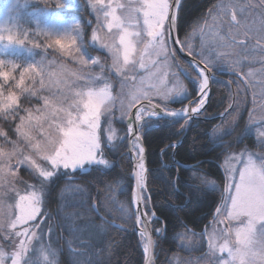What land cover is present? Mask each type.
Returning <instances> with one entry per match:
<instances>
[{"label":"snow or ice","instance_id":"1","mask_svg":"<svg viewBox=\"0 0 264 264\" xmlns=\"http://www.w3.org/2000/svg\"><path fill=\"white\" fill-rule=\"evenodd\" d=\"M55 3L53 11L45 7L32 14L34 26L19 18L0 22V264H57L52 213L46 210L53 188L67 178L62 191L85 192L72 184L73 174L114 169L116 162L108 157L125 148L132 167L128 179L134 183L121 211L138 233L144 264H154L156 242L148 227L158 217L148 191L146 136L157 127L179 125L177 135L189 129L210 102L214 69L246 86L254 73L243 70L245 62L260 63L264 72V11L259 21L251 15L264 9V0H218L190 30L180 24L182 0H86L96 24L87 39L81 24L66 18L72 0ZM90 48L105 52L111 64ZM173 103L183 106L172 108ZM252 103L241 135L225 140L234 131L231 126H217L210 134L223 158L226 195L198 235L206 239L205 255L214 264H264V151L234 150L245 135L264 148V87L253 92ZM235 108L230 103L221 118ZM113 120L123 128H115ZM179 143L166 145L161 154ZM188 167L207 190L216 188L215 180L198 174V164ZM172 189L178 191L175 182ZM80 208L99 212L95 202L82 201ZM184 228L176 234L180 246L197 235ZM172 259L180 264L179 257Z\"/></svg>","mask_w":264,"mask_h":264},{"label":"trees","instance_id":"2","mask_svg":"<svg viewBox=\"0 0 264 264\" xmlns=\"http://www.w3.org/2000/svg\"><path fill=\"white\" fill-rule=\"evenodd\" d=\"M37 1L29 0L28 7L20 10L11 9L8 5L9 0H0V22L19 18L25 26H34L32 14L35 8L56 9L55 0H49L47 4L44 0ZM217 1L182 0L180 9L182 28L190 30ZM65 15L66 18L71 17L78 21L85 31L91 28L94 22L85 5L69 8ZM89 21H92L91 27ZM216 72L217 82H211V99L206 111L192 121L189 129L177 135L176 129L179 125L173 128L157 127L150 131L145 139V158L149 169L148 191L152 196L151 206L158 217L151 223L156 242L154 264H166L171 254L181 252L182 248L178 245L175 235L185 231L184 225L198 235L206 225H209L212 219L209 213L221 204L224 188L223 168L220 167L222 157L220 149L214 146L213 139L210 138L213 129L219 125L222 128L233 127L232 134L224 139L234 140L244 132L247 125L249 117L247 109L241 115L240 113L242 107L251 103L249 94H243L238 90L232 79L233 75L223 71ZM228 81L232 83H223ZM230 103L236 106L235 111L230 110L229 115L220 118L219 115ZM181 106L179 103L170 105L172 108ZM174 142H180L179 147L168 148L167 155H162L160 150ZM245 143L254 146L253 137L243 136L237 146ZM126 152L125 148L120 154L108 157L116 162L114 169L106 172L88 169L74 173V181L85 189V192H77L76 199L69 197L66 202L62 195L60 196L64 187L62 183L66 178L59 180L53 188L47 210L53 213L51 225L58 246L57 264H89V261L91 264H143L144 253L138 233L127 213L121 211V206L125 208L128 206L129 185L132 183L128 179L132 169L128 157L124 154ZM181 164L185 167H180ZM194 164L199 165V175H207L216 181L214 190H207L193 176V169L188 166ZM173 182L178 190L175 193L172 189ZM82 201H87L88 204L95 202L99 212L84 211L80 208ZM114 225H123L127 230H121ZM154 229L164 231L158 235ZM72 250L81 254H74Z\"/></svg>","mask_w":264,"mask_h":264},{"label":"rangeland","instance_id":"3","mask_svg":"<svg viewBox=\"0 0 264 264\" xmlns=\"http://www.w3.org/2000/svg\"><path fill=\"white\" fill-rule=\"evenodd\" d=\"M28 1L29 0H9L8 5H9V7H11V9L18 8L20 10L21 9L25 10L28 7V4H29V3H27ZM40 1H42V0H38L37 2H40ZM122 2H124V0H122ZM246 2H250V3L255 4V3H257V0H246ZM216 3H218V1ZM84 5L87 6L86 0H72V7H70V8L84 7ZM41 8L42 7L35 8L33 10V12H35L37 9H41ZM88 10L91 13V9L88 8ZM50 11H53V10H50ZM261 11H264V9L252 12L251 15L257 21H259L260 18H261L260 17V12ZM92 17H93V15H92ZM203 18H200L198 22L202 23L203 22ZM93 20H94V17H93ZM93 27H96L95 20H94L93 25H92L91 28H88L86 31L84 30L85 39L90 37ZM40 39H42V38H40ZM195 42L199 43L198 37L195 39ZM89 51L92 52V55L101 56L102 58L107 60L108 64H111V57L108 56L105 52H103V51H93L91 48L89 49ZM255 55H256V61H258L259 60V54L257 53ZM51 57H52V54L50 53L49 54V58H51ZM65 63H68L69 67H75L74 65H71L70 62L65 61ZM261 67H262L261 64L258 63V62H255V61L251 62V63H249V62H245L244 63L243 70L245 72H247L249 70V68H251L253 70V73H254V76L251 78L252 79V84L250 86H246V84L243 81H237L236 77L232 78L234 80V83L236 84V86H238L239 90H241V92L243 94H246V93H247V95L249 94V99H251V103L249 105H247L244 108L242 107L243 110L241 111L240 115L242 114L243 111H246V109H247V116H248L249 112L252 111L253 107H254L253 103H252V94H253V92L255 91L256 93H259L261 88L264 87V85L261 84V80H264V72L259 71V69ZM97 71H98V69H97ZM260 100H261V97L258 95L257 96V105H256V108H255V111H253V116L256 118L257 124L259 123V116L262 114V112H261V110L259 108ZM32 103H36V101L33 100ZM26 106H27V104H26ZM116 116L117 117L119 116L118 112L116 113ZM103 124H104V122H103V118H102V125ZM248 124H249V117H248L247 125L245 126V128L248 126ZM104 126H106V125H104ZM113 126L115 128H117V129H122L123 128V125L118 120H113ZM219 126L222 128L221 125H219ZM251 136L254 139V146L251 147V146H248L245 143L244 145H241V146H237L236 145L234 147V150L236 152H239L240 150H242L245 147H247L248 150H250L252 152H262V151H264V148L259 147L255 137L253 135H251ZM221 163H223V158H222ZM238 167H239V165H238ZM20 175L23 176L25 180L29 179L27 172H21ZM66 182H67V178L62 183L63 186H64L63 189L65 188ZM72 184L79 185V186L81 185L79 183H76L74 181V179H72ZM61 195H62L63 200L64 201L66 200V202H67V200H68L67 198H69V197H74V199H76L75 195L77 197V192L74 191L71 187H69L67 191H61L60 196ZM225 195H226V193L223 191V197ZM223 197H222V199H223ZM221 203H222V201H221ZM47 211H49V210H47ZM49 212H51V211H49ZM52 216H53V213H52ZM52 221L53 220L51 219L49 221V223L51 224ZM183 232L184 231H181V232H178V233H183ZM175 237H176V235H175ZM51 240H52V247L56 249L57 255H58V246L55 243L56 240H55L54 234H52ZM176 240L178 241V245L180 246V244H181L180 239L176 238ZM183 244H184V246H180L182 248L181 252L173 253V254L170 255L169 261L172 260V264H176V261L174 259H172L174 256L180 258V264H214V261L211 258L206 257V255H205L207 253V242H206V239L204 241H201L199 235H191L190 234L189 237L184 239ZM56 259H57V256H56ZM169 261L166 264H169Z\"/></svg>","mask_w":264,"mask_h":264},{"label":"water","instance_id":"4","mask_svg":"<svg viewBox=\"0 0 264 264\" xmlns=\"http://www.w3.org/2000/svg\"><path fill=\"white\" fill-rule=\"evenodd\" d=\"M215 75L217 76V72L215 71ZM210 88H211V82H210ZM187 103V102H186ZM232 103V102H231ZM215 117H217V116H215ZM215 117H212V118H215ZM219 117L221 118V116L219 115ZM212 118H210V119H212ZM131 169H132V167H131ZM132 183H134V182H132ZM148 230H149V232H150V234H151V238H152V240L154 241V238H153V232H152V225L150 224L149 225V227H148ZM154 251V250H153ZM143 264H144V261H143Z\"/></svg>","mask_w":264,"mask_h":264}]
</instances>
